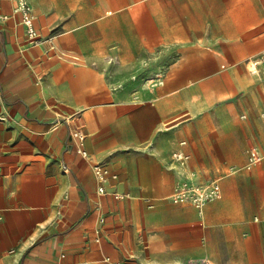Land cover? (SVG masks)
<instances>
[{"label":"crops","instance_id":"0c3cea01","mask_svg":"<svg viewBox=\"0 0 264 264\" xmlns=\"http://www.w3.org/2000/svg\"><path fill=\"white\" fill-rule=\"evenodd\" d=\"M32 16L49 43L0 0V264H264V157L244 167L249 148L264 154V0H72ZM180 140L196 179H219L202 218L170 199ZM93 164L116 176L105 193Z\"/></svg>","mask_w":264,"mask_h":264},{"label":"built area","instance_id":"2783aa9c","mask_svg":"<svg viewBox=\"0 0 264 264\" xmlns=\"http://www.w3.org/2000/svg\"><path fill=\"white\" fill-rule=\"evenodd\" d=\"M13 13H19L21 15V23L26 28L27 38L31 44H44L49 43L50 38L42 39L36 29L33 26V16L31 14V6L29 0H10ZM163 81V75L157 73L153 78L147 80V84L150 86H155L161 84ZM264 115V112H262ZM242 117H244L242 115ZM71 137L76 139V151L83 157L87 156L86 150L83 148V138L84 134L80 130H74ZM186 144L185 140H180L178 142V148L173 149L170 152V160L173 166L177 167L178 178L174 182L173 191L171 193L170 199L175 203H189L191 204L198 215L202 218L204 215V208L206 204L212 200L220 197V183L219 179L210 180H197L196 174L188 169L187 163L189 160V154H187L183 146ZM264 154H261L255 148H249L247 151V160L244 164L245 168H250L251 166L259 163ZM92 172L98 183V192L105 193L104 185L107 183L109 178H115L114 174H110L109 170L101 164H93ZM116 198L120 195H114ZM256 218H254L255 220ZM113 264H120L119 262H114ZM187 264H209L206 259L200 260H190Z\"/></svg>","mask_w":264,"mask_h":264},{"label":"rangeland","instance_id":"374dc122","mask_svg":"<svg viewBox=\"0 0 264 264\" xmlns=\"http://www.w3.org/2000/svg\"><path fill=\"white\" fill-rule=\"evenodd\" d=\"M72 0H30V6H31V13L33 15V6L34 5H41L43 8H45L46 10L48 9L49 4L51 3L52 6H56L58 9L59 8H63L64 6H66V3L71 2ZM79 2V0H76ZM257 70H258V65H257ZM250 73V77L254 76L255 73L249 71ZM252 78H250L251 81Z\"/></svg>","mask_w":264,"mask_h":264},{"label":"bare ground","instance_id":"6f19581e","mask_svg":"<svg viewBox=\"0 0 264 264\" xmlns=\"http://www.w3.org/2000/svg\"><path fill=\"white\" fill-rule=\"evenodd\" d=\"M257 63L256 62H253L252 64H251V66H255Z\"/></svg>","mask_w":264,"mask_h":264}]
</instances>
